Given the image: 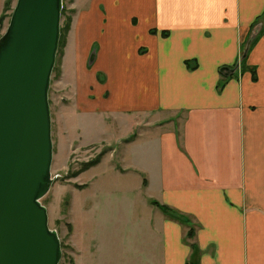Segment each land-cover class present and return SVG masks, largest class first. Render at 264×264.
I'll use <instances>...</instances> for the list:
<instances>
[{
    "label": "crops",
    "instance_id": "obj_1",
    "mask_svg": "<svg viewBox=\"0 0 264 264\" xmlns=\"http://www.w3.org/2000/svg\"><path fill=\"white\" fill-rule=\"evenodd\" d=\"M69 9L59 133L80 132L71 153L113 147L61 184L84 197L67 201L73 264H264V0Z\"/></svg>",
    "mask_w": 264,
    "mask_h": 264
},
{
    "label": "water",
    "instance_id": "obj_2",
    "mask_svg": "<svg viewBox=\"0 0 264 264\" xmlns=\"http://www.w3.org/2000/svg\"><path fill=\"white\" fill-rule=\"evenodd\" d=\"M62 11L63 0H18L0 38V264H60L62 258L41 203L55 182L49 90Z\"/></svg>",
    "mask_w": 264,
    "mask_h": 264
},
{
    "label": "rangeland",
    "instance_id": "obj_3",
    "mask_svg": "<svg viewBox=\"0 0 264 264\" xmlns=\"http://www.w3.org/2000/svg\"><path fill=\"white\" fill-rule=\"evenodd\" d=\"M17 1L18 0H10L11 3L9 5V10L7 11L6 18L0 27V38L6 33V30L9 27L12 13ZM71 2L72 0H63L65 15L63 17L61 16V29L65 28L67 17L71 16L72 18V15L69 14ZM57 77L58 64L57 68H55V71L52 74L51 86L49 90V102L52 113V139L55 153V157H53L51 174L52 178H55V182L52 185L50 192L41 200V203L48 209L50 229L55 230L58 233L62 244V258L60 264H73V249H71V247L66 244L67 239L71 234V228L67 223V201H69L70 199L71 201L72 199L76 200L77 198L82 201L84 197L83 194L81 196L77 191L74 190V185H64V187H61V184H67V180L74 178V174L78 172L85 164L90 161L96 160L100 154H103L104 152L107 153L109 150L113 149V147L108 148L106 146H96L92 148V151H90V148L79 149L78 151L72 153L71 151H69V142L74 138H78V134L80 132L78 133L75 132V130L73 131V129H70L68 130V134L63 135L61 139L56 118V112L58 108L57 103H59V94L56 91V87L54 84ZM77 124L78 121L75 122L74 126L77 127ZM69 126L73 127L72 121L70 122ZM78 127L79 128L76 129L80 130V127H82L81 123ZM85 181L86 180L84 179V177H81L79 180H77L78 183H85ZM76 194L78 195L76 196Z\"/></svg>",
    "mask_w": 264,
    "mask_h": 264
},
{
    "label": "trees",
    "instance_id": "obj_4",
    "mask_svg": "<svg viewBox=\"0 0 264 264\" xmlns=\"http://www.w3.org/2000/svg\"><path fill=\"white\" fill-rule=\"evenodd\" d=\"M10 0H7L6 3H5V7H4V12L3 14L0 16V27H1V24L3 23V21L5 20L6 18V14H7V11L9 10V5H10ZM73 11L70 10L69 14L72 15ZM65 15V8H63V11H62V17ZM71 21H72V18L71 16L67 17V23L65 25V28L64 29H61V38H60V44H59V50H58V56L59 54L61 53V50L65 44V37H66V34L68 33V31L70 30V25H71ZM64 32V34H63ZM57 56V57H58ZM58 61V59H57ZM55 68H57V62H56V66ZM55 68H54V71H55ZM53 71V72H54ZM221 73V77H222V80H221V83H220V86L219 88L221 89L225 83V81L229 80L233 75L231 76H226L222 71L220 72ZM58 76H59V69H58ZM100 158H101V155H99V157L96 159V160H93V161H90L88 162L87 164H85L78 172H76L74 175L77 176L79 175L80 173H82L83 171L97 165L99 162H100ZM74 176V177H75ZM156 204V203H155ZM157 205V204H156ZM163 210L166 212V213H169L170 210L169 208L167 207H164L162 206ZM193 236V231L190 230L189 233H188V237H191Z\"/></svg>",
    "mask_w": 264,
    "mask_h": 264
}]
</instances>
